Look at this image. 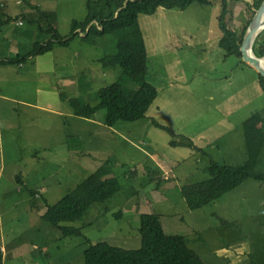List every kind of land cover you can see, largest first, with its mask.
Instances as JSON below:
<instances>
[{"label": "rangeland", "instance_id": "rangeland-1", "mask_svg": "<svg viewBox=\"0 0 264 264\" xmlns=\"http://www.w3.org/2000/svg\"><path fill=\"white\" fill-rule=\"evenodd\" d=\"M25 1L8 0L9 12L17 15ZM87 1L31 3L46 12L39 23L44 29L54 25L71 36L74 20L88 15ZM246 1L254 6L258 0ZM219 13L217 0L140 15L149 71L129 81L131 86L150 82L159 95L144 119L113 127L106 125L105 109L95 120L78 117L70 100L95 105L100 89L123 76L121 67L105 68L100 61L116 53V38L77 35L70 45L57 44L29 59L35 43L52 35L39 24L20 28L30 29L31 42L11 45L15 58L26 59L14 64L21 74L12 73L5 82L36 107L19 104L12 112L17 126L10 130L0 122V264H84L85 249L100 241L138 249L142 219L149 213L161 216L167 234L186 236L205 264H264V182L248 179L194 210L181 197L182 187L210 177L214 161L233 166L247 161L243 123L264 109L257 71L235 55L227 57L220 46ZM248 20L245 4H236L232 27L241 31ZM260 39L264 44V30ZM108 158L122 189L82 220L66 223L80 227L81 236H64L42 219Z\"/></svg>", "mask_w": 264, "mask_h": 264}, {"label": "trees", "instance_id": "trees-1", "mask_svg": "<svg viewBox=\"0 0 264 264\" xmlns=\"http://www.w3.org/2000/svg\"><path fill=\"white\" fill-rule=\"evenodd\" d=\"M216 1L88 0V15L83 21L74 20L71 36L61 35L54 25H51L48 30L44 29L39 23L46 12L40 11L36 5L39 18L35 17L36 19L30 22L39 24L40 30L50 32L52 38L45 43H35L30 54H45L53 50L57 44L70 45L73 38L82 33L87 39L94 35H112L116 38L117 51L100 61L105 68L121 67L123 76L100 89V100L95 105L80 98H72L70 102L76 113L85 118H93L98 111L105 109L106 124L110 127L120 121L135 122L147 116V112L159 95L157 87L150 82L131 86L129 81L132 75H146L149 71L148 50L139 20L140 15H152L160 7L186 10L194 3L210 5ZM263 1H255L253 6L246 0H220L218 20L223 32L220 46L227 57L235 55L243 61L241 46L255 9L259 8ZM239 3L245 4L249 14V20L241 31L232 27L231 23L234 8ZM19 23L22 24V22ZM79 29L81 30L78 31ZM262 32L253 46L255 54L259 57L264 56V44L260 39ZM24 59L26 57L18 56L3 62L17 63ZM257 78L264 91V76L257 72ZM155 124L167 130L173 137L176 136L169 127L157 121ZM243 126L248 153L247 161L239 166L214 161L209 167L208 179L182 187L181 197L190 209H199L213 203L248 179L254 178L264 182V109L247 118ZM171 144L177 145L179 142L172 140ZM112 163L111 158L105 160L59 202L49 206L42 219L49 225L57 227L64 236H81L80 227L66 223L82 220L93 206L106 202L122 189L120 179L112 175ZM32 192L35 194V191ZM142 220L144 224L141 229L142 246L140 248L125 249L107 241L91 243L84 251V264H205L200 253L191 247L190 240L186 236L170 235L165 232L158 213H149L143 216ZM0 258L2 260L1 253Z\"/></svg>", "mask_w": 264, "mask_h": 264}, {"label": "crops", "instance_id": "crops-1", "mask_svg": "<svg viewBox=\"0 0 264 264\" xmlns=\"http://www.w3.org/2000/svg\"><path fill=\"white\" fill-rule=\"evenodd\" d=\"M7 1L8 0H0V23H1V25H0V122H1L2 126L5 127L6 130H10V128L17 126L15 123L16 119L12 120V118L14 116L12 114V112L14 114H16L15 109L19 108L18 105L21 104V105H26V106H30V107H36L35 106L36 104L24 102L17 95L18 92L15 94L16 90H15L14 86H12V84L7 85V83L5 82V79H8L12 73L19 72V70H17V68L14 67L15 63H7V62L4 63L3 61H7V60H11V59L15 58V56H14L15 54H12L11 51H8L12 44L17 43L19 45H22L23 44L22 39H25L26 41L28 39V41H30V39H29L30 37H28V35H27L28 33L29 34L31 33L30 29L21 30L20 28L25 26L26 23H28V22L32 26L36 25V23H31L30 20L36 19L35 15L37 14V9H36V5H33L34 3H31V0H26L25 1V4L27 5L26 8H24V9L21 8V11L17 15H14V14H12V12H9L10 5ZM29 13L32 15L29 16ZM10 18H11V20H10ZM6 21H8V22H6ZM11 22H13L12 26L9 25V24H11ZM19 22H22V24H20ZM80 30L81 29H79L78 31H80ZM81 35L83 36L85 34L82 33ZM53 50H51V51H53ZM30 53H31V51H29L27 54V57L29 59H34V58L38 57V55L34 56V55H31ZM8 81L10 82L9 79H8ZM72 113L78 117H82L76 113L74 108L72 110ZM61 114L62 113H60V115ZM96 114H95V116H96ZM95 116L93 117L94 120L96 118ZM83 118H85V117H83ZM90 119H92V118H90ZM80 123L81 122H79V125H80ZM30 127L31 126H28L27 129H29ZM66 137L67 136H65L62 140L65 141Z\"/></svg>", "mask_w": 264, "mask_h": 264}, {"label": "water", "instance_id": "water-1", "mask_svg": "<svg viewBox=\"0 0 264 264\" xmlns=\"http://www.w3.org/2000/svg\"><path fill=\"white\" fill-rule=\"evenodd\" d=\"M263 15L264 1L261 6L256 9L255 16L246 31L244 41L241 46L242 59L262 76H264V66L262 65L261 60L264 56H257L254 52L253 46L258 35L264 30V20H261Z\"/></svg>", "mask_w": 264, "mask_h": 264}, {"label": "bare ground", "instance_id": "bare-ground-1", "mask_svg": "<svg viewBox=\"0 0 264 264\" xmlns=\"http://www.w3.org/2000/svg\"><path fill=\"white\" fill-rule=\"evenodd\" d=\"M261 20H264V15H263V17L261 18ZM261 61H262V65L264 66V58H263Z\"/></svg>", "mask_w": 264, "mask_h": 264}]
</instances>
